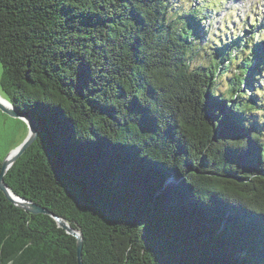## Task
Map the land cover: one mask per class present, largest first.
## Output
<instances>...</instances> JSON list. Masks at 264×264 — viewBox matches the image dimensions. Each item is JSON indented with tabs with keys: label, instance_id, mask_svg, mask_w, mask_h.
I'll use <instances>...</instances> for the list:
<instances>
[{
	"label": "trees",
	"instance_id": "obj_1",
	"mask_svg": "<svg viewBox=\"0 0 264 264\" xmlns=\"http://www.w3.org/2000/svg\"><path fill=\"white\" fill-rule=\"evenodd\" d=\"M193 1L0 0L2 96L39 132L4 180L85 264H264V31L206 46L220 0ZM0 264L76 239L0 190Z\"/></svg>",
	"mask_w": 264,
	"mask_h": 264
},
{
	"label": "rangeland",
	"instance_id": "obj_2",
	"mask_svg": "<svg viewBox=\"0 0 264 264\" xmlns=\"http://www.w3.org/2000/svg\"><path fill=\"white\" fill-rule=\"evenodd\" d=\"M193 2V0H178V7L189 9ZM209 24L212 28V34L209 35L211 40L209 41L208 35L202 40L206 46L213 47V43L216 44L218 38L229 39V37L233 35H239L240 40H243L245 35L249 34L247 37L249 38L251 34L248 30L252 28V33L264 31V0H224V2L220 0L217 11L214 13L213 17L209 18L206 26H209ZM260 39L264 40V36H261ZM256 42L260 51H264V42H260L259 39ZM245 49H247V47H245ZM240 57L241 56H238L236 58L234 68L238 65ZM233 70H231L228 75L224 77L225 80L220 83L218 87L220 92L227 89L228 85L226 80L228 79L227 77L233 74ZM2 74L3 69L0 64V95H2ZM261 89L262 91L257 94L258 100L263 98L264 81ZM252 93H254V91L250 89L247 95ZM251 119L252 121L258 120L264 124V98L263 102H260L259 106H257L251 114ZM26 135L27 125L23 120L11 117L0 110V163L4 161L12 150L16 149L24 141Z\"/></svg>",
	"mask_w": 264,
	"mask_h": 264
},
{
	"label": "water",
	"instance_id": "obj_3",
	"mask_svg": "<svg viewBox=\"0 0 264 264\" xmlns=\"http://www.w3.org/2000/svg\"><path fill=\"white\" fill-rule=\"evenodd\" d=\"M0 110L8 114L11 117L23 120L27 125V135L24 141L14 150H12L2 162L0 172V190L5 195L6 199L16 205L18 208L23 209L34 215H47L51 217L58 225L59 228L66 231L68 235H71L76 239V252H77V263L85 264L83 261V243L84 236L79 228H73L71 222L51 212L46 207L38 205L37 203L27 200L23 197L16 195L6 185L4 177L12 167V165L21 157L26 150L34 144L37 140L39 132L37 129L35 119L25 113L19 112L7 99L0 95Z\"/></svg>",
	"mask_w": 264,
	"mask_h": 264
}]
</instances>
